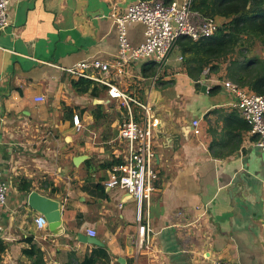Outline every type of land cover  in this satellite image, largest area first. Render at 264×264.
<instances>
[{"label":"crops","instance_id":"obj_1","mask_svg":"<svg viewBox=\"0 0 264 264\" xmlns=\"http://www.w3.org/2000/svg\"><path fill=\"white\" fill-rule=\"evenodd\" d=\"M137 1L10 0V25L0 34V171L10 185L0 206V264H33L32 248L45 264H264V170L253 162L257 138L223 86L228 61L198 74L178 43L163 68L141 61L121 76L114 70L105 76L151 102L161 121L148 243L141 242L133 197L105 187L110 164L126 153L118 137L124 120L119 101L98 82L79 92L73 83L80 79L59 67L113 63L119 35L111 14ZM215 20L220 26L229 21ZM128 37L140 45L145 26H130ZM79 156L86 160L76 166ZM99 183L104 192L96 189ZM33 191L61 201L59 234L48 224L37 227L40 214L28 204ZM90 230L99 245L80 238L91 237Z\"/></svg>","mask_w":264,"mask_h":264},{"label":"built area","instance_id":"obj_2","mask_svg":"<svg viewBox=\"0 0 264 264\" xmlns=\"http://www.w3.org/2000/svg\"><path fill=\"white\" fill-rule=\"evenodd\" d=\"M193 0H139L130 5L124 12L114 7L111 17L119 35V52L113 63L100 60L84 61L74 67H59L71 77L88 79L95 83L107 85L112 99L119 101L124 120L119 127V140L126 145V153L121 164H117L109 172L105 187L111 190L121 189L132 196L136 204V222L143 242H149L152 232L149 208L159 174L156 169V153L154 143L159 133L161 121L151 102H142L136 97L110 84L105 76L112 70L116 75L125 74V68L132 63L153 61L159 68H163L172 52L177 48L180 38L185 37L193 41L213 37L220 25L215 19L204 16L192 8ZM10 0H0V34L10 25L8 11ZM134 24L145 26L144 41L137 46L130 43L128 29ZM205 69L204 75L208 74ZM104 75V77H103ZM158 75L153 79L155 83ZM225 89L230 90L237 103L234 105L241 113L249 127V132L257 138L256 146L264 150V95H259L248 88H241L231 81L223 83ZM45 102L44 97L36 99ZM141 111V117L138 111ZM73 123L77 130L82 129L80 116L74 115ZM200 122H192L194 134L199 136ZM10 185L4 180L0 171V206L7 201ZM122 206V205H120ZM207 209H204L206 214ZM39 229L47 226V220L39 215L35 218ZM95 237L94 231H89ZM212 264H234L228 260H216Z\"/></svg>","mask_w":264,"mask_h":264},{"label":"trees","instance_id":"obj_3","mask_svg":"<svg viewBox=\"0 0 264 264\" xmlns=\"http://www.w3.org/2000/svg\"><path fill=\"white\" fill-rule=\"evenodd\" d=\"M192 8L206 17H220L229 21L213 37L199 41L185 37L179 39L183 55L187 57V65L191 68L195 65L199 74L207 68L217 71L218 64L228 61L229 81L264 95V55L254 53L257 45L264 46V0H193ZM92 85L95 82L88 79L73 83V87L81 93L87 92ZM101 112L102 106H96L94 118L98 119ZM121 163L115 161L110 167ZM96 189L104 192L100 183ZM28 255L34 259L33 264H45L38 249L32 248ZM88 264L93 263L89 261Z\"/></svg>","mask_w":264,"mask_h":264},{"label":"water","instance_id":"obj_4","mask_svg":"<svg viewBox=\"0 0 264 264\" xmlns=\"http://www.w3.org/2000/svg\"><path fill=\"white\" fill-rule=\"evenodd\" d=\"M205 79V76L203 77V80ZM202 91L208 92V88L206 85L202 87ZM86 160V156H79L74 159V164L76 166H79L81 163H83ZM259 162V159H258ZM260 165V163H259ZM262 168V167H260ZM28 204L29 206L38 214L45 217L48 223L49 229L54 234H59L61 232L62 228V203L61 201L51 199L47 196H44L36 191H33L28 196ZM81 239H84L86 243L89 244H96L99 245V241L94 237L89 236H80Z\"/></svg>","mask_w":264,"mask_h":264},{"label":"rangeland","instance_id":"obj_5","mask_svg":"<svg viewBox=\"0 0 264 264\" xmlns=\"http://www.w3.org/2000/svg\"><path fill=\"white\" fill-rule=\"evenodd\" d=\"M179 1H180V3H182V0H179ZM254 53H257L259 56H263L264 55V46L263 45H257L255 47ZM254 153H255V155L253 157L254 158L253 162L257 161L259 159L258 163H260V167H262V169L264 170V150L262 148L258 147L257 149H255Z\"/></svg>","mask_w":264,"mask_h":264}]
</instances>
